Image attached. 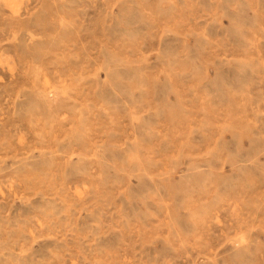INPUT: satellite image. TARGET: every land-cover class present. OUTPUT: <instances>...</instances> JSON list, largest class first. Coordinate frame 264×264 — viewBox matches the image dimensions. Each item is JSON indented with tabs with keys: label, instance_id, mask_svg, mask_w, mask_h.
I'll use <instances>...</instances> for the list:
<instances>
[{
	"label": "rangeland",
	"instance_id": "374dc122",
	"mask_svg": "<svg viewBox=\"0 0 264 264\" xmlns=\"http://www.w3.org/2000/svg\"><path fill=\"white\" fill-rule=\"evenodd\" d=\"M0 264H264V0H0Z\"/></svg>",
	"mask_w": 264,
	"mask_h": 264
},
{
	"label": "bare ground",
	"instance_id": "6f19581e",
	"mask_svg": "<svg viewBox=\"0 0 264 264\" xmlns=\"http://www.w3.org/2000/svg\"><path fill=\"white\" fill-rule=\"evenodd\" d=\"M30 52V51H29ZM171 116V115H170Z\"/></svg>",
	"mask_w": 264,
	"mask_h": 264
}]
</instances>
